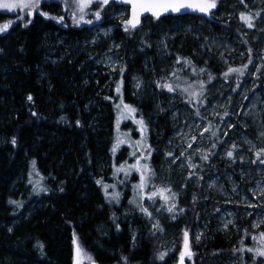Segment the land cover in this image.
Masks as SVG:
<instances>
[{
  "label": "trees",
  "instance_id": "obj_1",
  "mask_svg": "<svg viewBox=\"0 0 264 264\" xmlns=\"http://www.w3.org/2000/svg\"><path fill=\"white\" fill-rule=\"evenodd\" d=\"M234 1L237 0H218L217 8L211 16L195 13L162 16L159 20L149 17L161 27H165V23L171 20L201 18L209 31L219 30L226 38L241 42L245 56L231 66L196 64L192 60L191 50H184L181 45L169 56L174 60L166 70L156 67L153 72L138 68L151 52L148 42H130L125 37L134 35V30L126 32L124 27L118 30L124 37L122 51L126 61L121 88L123 100L137 109V116L146 118L149 113L152 116L147 121L149 131L146 136L152 146L150 167L154 168L158 153L166 150L165 145L158 143L164 137L157 142L155 140L164 125L159 122L155 126L151 120L156 116L163 121L168 114L165 102H160L158 106L157 101L161 100L159 96L174 95L178 100L188 102L195 109L194 115L199 108L202 116L203 109L202 97L198 101L179 89L170 93L167 89L156 87V81L176 86L182 84L180 76L185 75L188 78L185 82L193 85L192 90L196 92L201 91V81L204 82L205 93L217 80L227 81L238 91L251 77L253 67L257 66L259 71L255 80L263 83L261 75L264 73V47L260 46V35L248 31L247 25L239 17L223 18L220 15L223 10L231 8ZM252 1L244 0L247 9L251 8ZM108 6L102 11L103 19L110 14V9H106ZM41 10L51 16L63 15L65 19L63 23H59L38 13L28 17L26 12L19 9L13 15L0 9V18L13 16L15 19L8 31L0 34V219L10 224L12 219L28 209V203L38 195L33 191L34 184L48 189L40 192L45 204L34 208L29 217L12 225L11 232L0 228V264H73V233L92 260L101 264H125L122 258H127L126 264H175L174 257L179 255L177 248L173 251L167 249L170 253L164 261L157 258L159 253L165 252L162 236L167 227L166 221L159 222L162 231H154L152 225L157 221L153 217L149 219L135 205L129 204L128 196H123L117 204L109 203L105 199L103 188L96 183L97 180H106L112 173L110 167L105 173H99L101 161L104 158H110V161L114 158L120 160V155L126 151L125 147L115 154L111 151L116 141L115 104L119 102V97L115 89L121 80L120 71L117 82L111 83L107 92L103 90L99 93L100 83L104 79L97 83L94 77L89 82L82 78L91 68L85 59L89 48L85 28H89L90 24L82 22L76 25L70 12L64 10L62 0H44ZM20 16L24 19H18ZM91 16L94 18V15ZM29 19L32 22L25 27L24 24ZM55 33L72 38L75 45L67 55L52 62L47 58L48 43L56 41ZM191 40L189 37L187 43H191ZM184 44L188 48L185 42ZM178 58L180 63L176 62ZM185 58L192 63L186 65ZM250 58L252 63L249 64ZM245 64L248 67L243 75L230 73L225 80L222 74L229 67L242 68ZM200 69L205 71L201 73ZM209 75L213 77L211 81ZM137 81L141 84L139 88L135 87ZM180 86L187 87L185 84ZM29 95L33 97L32 101H28ZM33 112L37 115L33 116ZM154 126L157 127L156 130ZM213 131L217 132V136H212L216 144L214 149L220 148L223 141L220 140L219 129L213 128ZM13 137L17 141L15 145L11 143ZM32 161H35V165ZM208 165L209 159L202 160L197 166L200 172L195 184H189V188L182 192L175 188L176 197L181 200L178 201L175 197V218L168 213L171 222L175 225L185 224V230L191 237L194 257L197 256V264H224L226 255L240 256L243 259L245 253V257H250L253 254L246 249L260 246L259 233L264 231V224L254 229L250 226L251 218L244 215L239 220L242 229L238 242H235L237 238L228 239L220 231H209L195 247L194 228L196 217L202 214L206 202L202 182ZM132 175L134 179H138V173L136 176L135 173ZM29 180L34 183L30 184ZM16 184L19 189L29 191L30 198L25 195L18 197V190H13ZM10 200L19 201L22 206L9 203ZM156 201L163 200L157 197ZM180 202L184 203L182 207ZM144 203L150 211L151 207L146 201ZM168 206L170 204L164 207ZM150 212L153 214V210ZM253 236L258 239L254 241ZM38 244H43V254ZM182 244L183 238L180 249ZM262 259L252 256L246 264H260Z\"/></svg>",
  "mask_w": 264,
  "mask_h": 264
},
{
  "label": "rangeland",
  "instance_id": "obj_2",
  "mask_svg": "<svg viewBox=\"0 0 264 264\" xmlns=\"http://www.w3.org/2000/svg\"><path fill=\"white\" fill-rule=\"evenodd\" d=\"M250 7L247 9L245 4L237 0L234 1L231 8L223 10L220 15L223 18L239 17V14L244 12L255 17V13L260 12L261 15L253 20L254 27L248 28V31L260 35L259 43L260 46L264 47V0H253ZM106 9H110L108 17L103 19L101 13L102 19L97 21L91 16L98 10V5L93 4L87 12V16L90 15L88 20H92L93 23L90 24L89 28H85V33L88 35L86 44L89 45L85 59L89 62L88 65L91 68L82 75V78L85 82H89L90 78L94 77L97 83L100 82V79H104V82L100 83L99 93L103 90L107 92L111 87V83L117 82L120 68L126 65H124L126 61L123 59L124 52L122 51L124 45L122 39L124 37L118 33V30L124 27L122 21L129 17L131 7L119 3L118 0H112ZM6 12L8 13V11ZM14 12H11V15ZM5 20L7 22L8 20L15 21L13 16L9 18L6 16L4 19L0 18V25L6 23ZM165 24V27H161L149 17H141V23L134 29V35H129L128 38L125 37L130 42L133 40L138 43V41L145 40L150 45L151 52L147 55V58L145 57V62L143 61L146 67L140 63L137 66L138 68L153 72L156 67L166 70L172 66L174 60L169 56L176 51L174 49L180 48L181 45L184 46V50H191L192 60L196 64L214 63L231 66L245 56L241 42L226 38L219 30L217 32L209 31L204 27V21L201 18H192L187 21L171 20ZM106 32L107 35H105ZM55 36L56 41L48 43L47 58L52 62L59 60L63 55H67L70 48L75 45L73 44L74 40L70 37L68 39L57 35V33H55ZM189 37L192 39L191 43H187ZM184 42L188 45V48H186ZM189 47L191 48L189 49ZM257 69L259 67H253L251 77L243 83L238 91L227 81L217 80L214 82L202 97V116H195V109L188 102L178 100L174 95H168L159 96L161 100L158 99L157 101L158 106L160 102H165V109L168 110L167 115L162 113L165 115L163 121H160L156 116L151 118L155 126L159 125V122L162 126L164 125L160 128L159 135L155 140L157 142L161 137H164L163 141H158V143L165 145L166 150L158 153V160L154 163L155 169L149 165L155 175L145 191L155 190L154 187L152 188V183H155L156 187H169L174 193L176 189L180 192L186 190L189 188V184L193 185L197 182V174L200 172L199 167L192 169L187 166V157L190 156L192 162L198 166L202 162L201 152L209 153L208 171L205 172L206 176H204L202 182L206 202L203 205L202 214L196 217V227L194 228L195 247L200 244L206 232L209 231H220L228 239L237 238L235 242H238L242 229L239 220L242 215L251 218L250 226L254 229L258 228L254 227V224L260 226L264 224L261 223L264 221V195H261V189H264V165L259 162L252 163L256 159V152L264 148V135H262L264 133V73L261 75L263 83L256 82ZM187 79V76L181 75L182 84L180 85L185 84L187 86L188 82H185ZM225 112H228V116H224ZM117 117L118 112L116 111V121ZM140 117L137 116V119ZM147 117H143L147 125L145 137L149 131L147 121L152 116L149 113ZM221 117H223V120H221ZM209 124L211 125V131H213V128L219 129V137L223 141L220 148L214 149L212 147L215 143L211 131H203L204 128L209 127ZM196 125L200 127L197 128ZM229 125L233 127H229ZM155 126L154 129L156 130L157 127L155 128ZM166 127H168L167 130ZM137 128L138 126L132 120L122 119L119 129L116 125V138L119 136L121 139H128L123 134L131 131V140H140L141 136L136 130ZM201 132H203V135H200ZM225 132H227V135H224ZM193 136L196 137L195 141H192ZM145 143L151 145L148 143L147 137ZM189 143L192 144V148H188ZM233 143L237 145L234 151V160L226 156V152L232 150ZM124 147L126 151L122 152L120 160L114 158L110 161V158L108 160L104 158L101 161L99 173H105L109 170V167L112 168V173L103 182L116 185L115 188L108 189L109 193L119 192L120 199L123 196H128L129 201L133 197L132 185L139 182V174L138 179H134L132 174L135 173L136 176L137 173L133 171L127 181L121 184L120 181L125 180V176L123 173L114 176L115 168L113 167L114 164L119 166L125 161H127V164L135 162V159L129 155L133 149L127 143L121 144L116 153ZM169 152L173 153L174 156H180V153L184 152L185 156L173 162L172 157L166 155ZM152 157L151 155L148 161H141V163L146 162L149 164ZM241 158L243 159L241 160ZM191 172L195 174L189 178ZM13 190H18V197L25 195L30 198L29 191L19 189L17 184ZM40 194L39 192L31 199L28 203V209L12 219L10 224H8V221L0 219V228L8 231V228H12V225H16L20 220L29 217L34 208L43 206L45 202H43L44 198ZM176 198L178 201L181 200L178 197ZM144 201L151 207L150 211L153 210V218L156 221L161 223L166 221L167 223L162 236L163 249L169 254L170 251H167V249L173 251L174 248H177L178 253L185 224L175 225L171 222L170 215L162 208V205L165 206L164 201H156L155 204L146 199ZM144 201L143 204L146 207ZM185 201L189 202V200H183V202ZM181 202L180 206L182 207L184 203ZM157 209L161 210L158 212ZM229 220L232 221V224H229L225 229L224 225ZM197 235L200 236L199 241L196 240ZM243 256V259H241L240 256L226 255L224 264H246L253 255L245 257L244 253ZM196 259L197 256L194 257L193 255L192 259L188 261L189 264H197ZM176 260L177 255L174 257V262ZM256 261L257 259L254 262ZM84 264H88V261H85ZM260 264H264V258L260 261Z\"/></svg>",
  "mask_w": 264,
  "mask_h": 264
},
{
  "label": "snow or ice",
  "instance_id": "obj_3",
  "mask_svg": "<svg viewBox=\"0 0 264 264\" xmlns=\"http://www.w3.org/2000/svg\"><path fill=\"white\" fill-rule=\"evenodd\" d=\"M44 2V0H0V9L14 12L17 9L24 11L27 13L28 17H33L34 13H38L40 16L55 20L59 23H63L65 17L63 15L57 17V16H51L48 12H44L41 10V5ZM64 4V10L70 12L71 18L73 22L76 25L83 23L91 24L93 23L92 20H85V16L87 15L88 10H90V7L93 4L98 5V10L93 13L95 20L99 21L102 19V11L105 9L106 6H108L112 0H71V3L69 0H62ZM119 3L130 5V15L127 19L122 21V24L124 26V30L126 32L136 29L140 23H141V16L145 13L151 14V16L157 20L161 18L162 15L166 14H187L188 12H198L200 14H203L204 16H211L213 14V10L217 8V2L218 0H118ZM240 3L244 4V0H240ZM245 7L247 5L245 4ZM261 15L260 12L255 13V17H259ZM252 14H246L244 12H241L239 14V19L243 21L248 28H253L254 23L253 20L255 18ZM18 19L23 20L24 17L20 16ZM32 22L31 19L27 21V23L24 24L25 27H27L28 24ZM15 21H8L6 23H3L0 25V34L5 33L11 25H13ZM107 35V32L105 33ZM95 43V41H93ZM150 46V45H149ZM249 53H251V49L248 50ZM177 63H180V58L177 59ZM184 63L186 65H190L192 63L191 60L185 58ZM252 63L251 58L249 59V64ZM248 65H243L242 68H232L229 67L227 72H224L222 75L227 80L230 73H239L240 75L244 74V70L247 69ZM113 70H115L113 68ZM120 75L121 80L116 85V93L119 97V103L115 104V108L118 112V117L116 121L117 129H119V125L121 123V120H132L138 128L136 129L140 136V140H131V131L128 133H124L123 135L128 137V139H121L119 136L116 138L115 143L113 144V147L111 151L113 154L117 151L119 146L121 144L127 143L130 148L133 150L129 153L131 157L135 159V162L132 164H127V161L124 163H121L119 166H116L115 164L113 167L115 168L114 176L118 173H123L125 176V180L120 181L121 184H124L127 181V178L132 174V172H136L139 174V182L132 185V191H133V197L131 200H129V204L135 205L139 211L148 217L149 219H152L153 214L149 211L147 207L144 206L143 201L145 199L152 201L153 204L156 202V198L159 197L161 200L164 201L165 205H169L168 207H164L162 205V208H164L165 211H167L169 214L175 218L176 215V204L174 203L176 193L172 192L171 188L169 187H156L153 186L155 190L151 192L145 191L146 188L149 185L150 180L152 177H154L155 173L153 170L149 167L148 163H141V161H148L152 154L151 145L146 144L145 140V132L147 130V125L141 116L139 119H137V109L133 107L132 105L126 104L123 100L121 88L123 85V75L125 72V69L123 67L120 68ZM205 69H200V72L203 73ZM259 71V69H257ZM175 76V73L172 74ZM135 79V78H134ZM213 77L209 75V81H211ZM156 87L161 89H167L168 92L172 93L175 92L177 89H179L182 93H187L189 97L195 98L198 101L201 97H203L204 92V82L201 81L199 83V88L201 89L200 92L193 91V85L189 84L187 87H181L180 85L173 86V84L164 82L161 83L160 81L155 82ZM141 86L140 82L137 81L135 87L139 88ZM237 87H239V84H237ZM28 101H32L33 97L29 95L27 97ZM247 99V97H245ZM189 103H191V99L189 100ZM33 116H36L37 114L35 112L32 113ZM196 116H200L199 108H197ZM224 116H228V112L224 113ZM221 120H223V117H221ZM77 125H79V121H77ZM197 128H199V125H196ZM229 127H233L232 125H229ZM204 132L211 131V125L209 124V127L204 128ZM200 135H203V132L200 133ZM212 136H217L216 131H211ZM224 135H227V132L224 133ZM264 135V133H262ZM196 137H192V141H195ZM16 138L13 137L11 139V143L13 145L16 144ZM213 148L216 147V144L212 145ZM188 148H192V144H188ZM237 145L233 143L232 150H228L226 152V156L229 159L234 160V151L236 150ZM214 154V153H213ZM168 157H172L173 162L176 160L181 159V157L185 156L184 152L180 153V156H174L173 153L169 152L166 154ZM256 159L252 161V163L259 162L261 165H264V148L260 149L256 152ZM201 160H208L209 154L201 152L200 154ZM243 158H241L242 160ZM188 161V167L192 169H196L197 165L192 162V158L189 156L187 157ZM32 164L35 165V161H32ZM195 173L191 172L189 173V178H191ZM31 176L32 173H29ZM200 179H203L200 177ZM29 183H34L32 180H29ZM97 184L101 185V187L104 190L105 199L109 203H119L120 201V194L119 192H111L109 193V188H115L116 185H110L107 183H104L103 180H97ZM33 191L36 194H39V192H46L48 191L47 188L43 187L42 185L34 184ZM170 193V195H168ZM255 195V193H254ZM261 195H264V189H261ZM171 202V203H170ZM9 203L15 204L18 207L22 206V203L19 201L10 200ZM251 206V205H250ZM161 209H157L159 212ZM182 212L183 209H180ZM113 220H115V217L113 216ZM261 223H264L262 221ZM232 224V221L229 220L224 225L225 229H227L228 225ZM254 227H259V224H254ZM117 230L119 231V225H116ZM152 228L154 231H162L160 228L159 222L153 223ZM9 232L12 231L11 228L8 229ZM200 236H196V240L199 241ZM252 239L256 241L258 238L256 236H253ZM259 242L260 246L255 248H247L246 250L249 253H252L254 258H264V231L259 233ZM73 249H74V255H73V264H84L85 260L88 261V264H94V261L92 258L85 252V250L82 248V246L79 244L78 238L75 236V233L73 234ZM38 247L41 249V254H43V244H38ZM244 249H240V251H243ZM194 253L191 250L190 240H189V233L187 230L183 233V244L182 248L179 251L177 264H185V259L191 260ZM168 256L167 252H161L158 254V259L161 261L165 260V257ZM125 261L127 258H122Z\"/></svg>",
  "mask_w": 264,
  "mask_h": 264
},
{
  "label": "water",
  "instance_id": "obj_4",
  "mask_svg": "<svg viewBox=\"0 0 264 264\" xmlns=\"http://www.w3.org/2000/svg\"><path fill=\"white\" fill-rule=\"evenodd\" d=\"M192 13H198V12H188L187 14H192ZM168 15H172V14H166V15H162V16H168ZM176 15H186V14H176ZM143 16H151V14L145 13L141 17H143ZM189 240H190V245H191V237H190V234H189ZM191 250H192V247H191ZM192 252H193V250H192ZM94 264H98V263L97 262H94ZM175 264H177V263H175ZM185 264H187V258L185 259Z\"/></svg>",
  "mask_w": 264,
  "mask_h": 264
},
{
  "label": "bare ground",
  "instance_id": "obj_5",
  "mask_svg": "<svg viewBox=\"0 0 264 264\" xmlns=\"http://www.w3.org/2000/svg\"><path fill=\"white\" fill-rule=\"evenodd\" d=\"M98 264H101V263H99V262H97Z\"/></svg>",
  "mask_w": 264,
  "mask_h": 264
}]
</instances>
